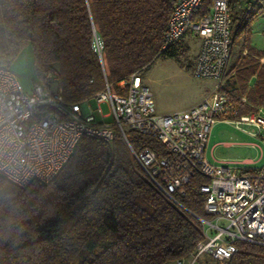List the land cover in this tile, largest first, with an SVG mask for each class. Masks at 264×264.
<instances>
[{
    "label": "trees",
    "instance_id": "obj_1",
    "mask_svg": "<svg viewBox=\"0 0 264 264\" xmlns=\"http://www.w3.org/2000/svg\"><path fill=\"white\" fill-rule=\"evenodd\" d=\"M176 0H0V66L27 46L36 80L47 74L74 104L131 74L145 75L160 57L186 54L181 42L162 50ZM230 0L233 46L264 4L237 8ZM205 0L194 20L208 13ZM97 37L100 57L93 50ZM242 48L228 69L227 89L250 106H264V63ZM254 78L253 85L247 87ZM142 78V77H141ZM134 149L163 155L161 143L126 133ZM115 131L111 142L82 138L59 173L47 183L21 188L0 178V264H175L188 262L204 240L198 218L204 178L168 199L146 179ZM221 264H264V247L238 242ZM209 258V257H207ZM197 262V261H196Z\"/></svg>",
    "mask_w": 264,
    "mask_h": 264
},
{
    "label": "built area",
    "instance_id": "obj_2",
    "mask_svg": "<svg viewBox=\"0 0 264 264\" xmlns=\"http://www.w3.org/2000/svg\"><path fill=\"white\" fill-rule=\"evenodd\" d=\"M210 1L208 13L194 20L205 0H176L165 25L162 50L188 36L197 40L192 76L213 83L197 104L184 111L158 114L140 73L114 86L105 82L91 98L71 104L51 74L45 82L34 81L27 94L10 68L0 66V178L21 188L50 182L82 138L106 143L119 131L146 179L168 199L183 193L194 177L206 180L199 189L205 196L206 218H198L205 238L188 262L175 264H194L202 256L226 263L237 252V241L264 247V164L238 170L230 162L207 158L208 137L218 122L264 142V106L240 112L249 103L226 87L233 45L230 0ZM244 1L247 9L264 4V0ZM101 49L95 37L93 50L99 57ZM101 104L107 105V114ZM127 132L155 139L163 155L147 147L134 149ZM258 150L259 160L264 159V150L260 146Z\"/></svg>",
    "mask_w": 264,
    "mask_h": 264
},
{
    "label": "rangeland",
    "instance_id": "obj_3",
    "mask_svg": "<svg viewBox=\"0 0 264 264\" xmlns=\"http://www.w3.org/2000/svg\"><path fill=\"white\" fill-rule=\"evenodd\" d=\"M242 5V4H241ZM243 7V5H242ZM237 8L240 9L237 3ZM242 9V8H241ZM186 49V54L177 57H160L150 70L142 76L148 91L154 100L155 111L158 114H170L185 110L205 96L213 87L207 80L192 76V66L198 53L199 42L189 36L180 43ZM245 49L256 60L264 57V12L260 13L249 24L245 33H240L232 49L231 64L236 60L240 51ZM10 70L17 76L25 92L32 90L36 74L33 65L31 47H25L11 63ZM254 78L249 80L247 87L253 85ZM95 108L93 103L90 105ZM103 114H107V105L101 104ZM207 158L211 162H230L235 169L255 168L264 164L260 159V150H264V142L251 138L235 129L234 126L216 123L208 137ZM225 143H229L226 145ZM256 145L257 147H254ZM212 153L209 152L211 149ZM251 161L255 164L243 162ZM194 264H221L202 256Z\"/></svg>",
    "mask_w": 264,
    "mask_h": 264
},
{
    "label": "crops",
    "instance_id": "obj_4",
    "mask_svg": "<svg viewBox=\"0 0 264 264\" xmlns=\"http://www.w3.org/2000/svg\"><path fill=\"white\" fill-rule=\"evenodd\" d=\"M243 5V7H242V5ZM238 6L240 7V9L242 8V9H245V8H247V6H248V3L246 2V1H244V0H238ZM230 77V76H229ZM204 97V96H203ZM203 97H201L200 98V100L203 98ZM199 102V100H197V102L195 103V104H197ZM194 104V105H195ZM194 105H191L190 107H188V108H186L185 110H187V109H189V108H191L192 106H194ZM182 111H184V110H182ZM252 138V137H251ZM226 145H229V143H225ZM212 150H214L213 148L209 151V152H211L212 153ZM248 162V161H247ZM246 162V163H247Z\"/></svg>",
    "mask_w": 264,
    "mask_h": 264
}]
</instances>
